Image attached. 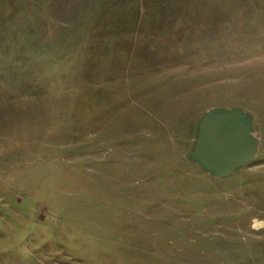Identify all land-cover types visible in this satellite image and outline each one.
I'll list each match as a JSON object with an SVG mask.
<instances>
[{
    "label": "rangeland",
    "instance_id": "obj_1",
    "mask_svg": "<svg viewBox=\"0 0 264 264\" xmlns=\"http://www.w3.org/2000/svg\"><path fill=\"white\" fill-rule=\"evenodd\" d=\"M212 107L259 138L226 179ZM0 264H264V0H0Z\"/></svg>",
    "mask_w": 264,
    "mask_h": 264
},
{
    "label": "water",
    "instance_id": "obj_2",
    "mask_svg": "<svg viewBox=\"0 0 264 264\" xmlns=\"http://www.w3.org/2000/svg\"><path fill=\"white\" fill-rule=\"evenodd\" d=\"M259 138L240 107H212L198 119L189 159L209 175L226 179L256 156Z\"/></svg>",
    "mask_w": 264,
    "mask_h": 264
},
{
    "label": "bare ground",
    "instance_id": "obj_3",
    "mask_svg": "<svg viewBox=\"0 0 264 264\" xmlns=\"http://www.w3.org/2000/svg\"><path fill=\"white\" fill-rule=\"evenodd\" d=\"M257 224V223H256ZM257 225H259V224H257Z\"/></svg>",
    "mask_w": 264,
    "mask_h": 264
}]
</instances>
